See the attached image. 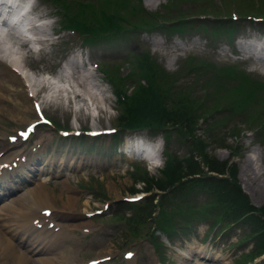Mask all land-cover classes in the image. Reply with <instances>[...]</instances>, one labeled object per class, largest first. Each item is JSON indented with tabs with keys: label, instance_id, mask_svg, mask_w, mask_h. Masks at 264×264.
Instances as JSON below:
<instances>
[{
	"label": "rangeland",
	"instance_id": "obj_1",
	"mask_svg": "<svg viewBox=\"0 0 264 264\" xmlns=\"http://www.w3.org/2000/svg\"><path fill=\"white\" fill-rule=\"evenodd\" d=\"M129 1H133V4L131 5ZM30 2L41 15V19H35L41 22L38 29V32H41L38 35L41 34L40 37L45 35L48 42L44 43V49L47 47L44 57L30 59L28 64L24 61L29 69H22L25 74L15 69L20 82L17 89L21 88L19 92L22 95L36 102L39 112L42 111L51 122L56 121L59 125L56 129H80L81 136L62 138L52 126L35 125L36 130L27 141L9 143L10 149L0 151V160L10 162L16 158L25 159L30 151L33 153L35 148L44 146L41 155H38L39 159L34 160L33 166H38L42 157H47L51 164L57 160L62 163L60 169L58 168L54 174H49L42 183L21 180L22 188L4 194L9 193L7 199L12 200L16 211L22 207L25 211L34 207L32 199L26 198L24 191L33 192L37 189L49 199V204L53 207L49 208L51 213L47 214L45 223L49 227L61 226L69 229V237L65 238L67 240L52 244L53 255L56 258L51 256L49 259L58 261L61 254L71 257L72 260L57 264H85L91 259H102L98 264H130L131 259L124 257L125 251H130L133 253L132 264H264L263 255L247 259L254 248L252 240L242 239L245 234L252 232L253 227L248 221L239 220L234 223L230 221L231 226L226 228L227 226L222 227L221 222L210 225L206 220H192L183 228L175 227L169 235H163L156 229L154 219L157 207L152 209V206L162 192L157 189L142 191V183L139 181L132 185L130 172L135 168L145 169L144 164L137 158L122 156L118 149L113 148L110 142L113 133L109 135V128L116 127L113 123L114 96L108 81L99 69L104 63L107 68L120 71V75L126 74L132 68L134 56L146 54L164 72L176 75L178 73L179 84L195 85L190 90L198 97H201L204 88L205 94L210 93L208 86H203L208 78L204 62L214 66L234 67L233 64H236L238 66L236 68L256 76L260 81L264 80V57L249 59L247 57L249 52L238 50L234 44V39L238 36L244 39L256 37L255 39L264 41L262 34L264 22L259 25L252 24L239 12L244 8L248 11L244 15H254L264 20V0H188V3H182V0H127L125 8L129 12L123 16V24L139 27L97 42L76 36L70 30L60 29L59 13L57 14L59 10L50 0ZM193 2L204 11L194 8ZM207 5L211 8L207 9ZM137 6L142 8L141 13H135ZM186 11H190V14H212L208 20L213 22H216L218 15L223 18L230 16L232 20L235 15V20L230 19L225 24L238 27L237 31L228 39L226 34H216L207 27L201 28L200 25L190 24L187 20L185 30H182L181 25L178 26L180 33L161 29L162 26L167 28L166 25L170 22L184 20L182 17L187 15L184 14ZM227 11L231 14L227 15ZM199 18L201 20L206 16ZM2 27L6 28L3 25ZM187 27L190 31H186ZM215 27L220 26L215 24ZM23 33L26 34L27 31ZM19 37L21 41L25 39L18 36L14 40L15 43L14 41L10 43L5 38L0 39L3 41L0 47L10 43L9 45L17 48V44L21 42L18 41ZM76 53H80V57L74 56ZM70 56L74 61L76 59L77 66L73 70L83 78H80L82 81L75 79V73L70 74L73 70L65 66V61ZM188 57L194 62L196 69L185 73L182 66L188 70L190 67ZM63 67L66 71L62 73L64 75L61 80L56 81L55 78L56 83L51 87L54 88L52 92L49 90L38 95L33 93L37 82L32 87L28 76L32 75L35 80L40 76L50 82L54 75L61 73ZM36 74L39 76H35ZM229 81L231 77L228 78L227 85L234 83ZM219 94L227 93L222 91ZM0 102V142L5 143L6 135L13 134L16 129H21L27 121H32L36 117L30 107L22 108L27 119L23 122L14 112L16 107L20 109V104H14L7 98L0 99ZM244 112L224 111L222 116L214 115L212 123L220 117L222 124L218 132L209 136L205 134V122L198 120V129L194 135L205 142L204 151L207 155L218 162L227 160L235 165L236 181L246 195L248 203L260 207L264 204V138L257 132L256 125L250 126L249 122L245 121ZM99 129L103 130V133H98L99 136L91 135L93 130ZM158 137L162 138L160 134ZM122 138H125V141L131 139L136 143L140 142L144 147H149L155 140V137L146 130L130 132ZM121 143L116 144L120 146ZM168 145L170 154L177 157L189 154L185 144L175 140L174 136L170 137ZM246 157L251 161L252 172L257 175L256 179L252 172L250 177L240 173ZM70 160L72 164L66 166ZM157 170L155 172L147 170L149 172L147 175L157 177L159 176ZM132 188L135 190L131 191ZM135 192L144 197L136 202L124 200ZM190 199L194 200L192 204L198 207L206 199L205 190L197 191ZM1 203L0 201V205ZM15 209L11 212H16ZM96 210L101 212L95 214ZM142 218L143 223L140 222ZM151 240L156 244V249L152 246ZM29 258L28 264H37L32 257ZM14 263L11 255L7 257L0 254V264Z\"/></svg>",
	"mask_w": 264,
	"mask_h": 264
},
{
	"label": "trees",
	"instance_id": "obj_2",
	"mask_svg": "<svg viewBox=\"0 0 264 264\" xmlns=\"http://www.w3.org/2000/svg\"><path fill=\"white\" fill-rule=\"evenodd\" d=\"M50 1L59 10L57 12L59 27L70 30L77 36L86 37L90 41L108 39L123 31L139 27L123 24L122 18L129 12L125 8L127 0ZM184 2L188 3V0H182V3ZM129 3L132 5L133 1ZM193 6L204 11L194 2ZM206 8L210 9L211 6L207 5ZM243 10L239 11L241 15L248 12L244 8ZM141 12L142 8L137 6L135 13ZM181 26L187 24L182 23ZM230 30H234V27L222 24L217 33L228 36ZM187 61L190 64L188 70L182 66L185 73L196 69L191 58L188 57ZM132 62L130 71L122 75L116 69L107 68L104 63L99 69L108 81L114 96L116 110L114 125L117 131L113 140H116L124 129H145L154 134L162 133L165 143L163 150L165 164L162 169H158L159 176H148L147 172L140 168L130 172L132 185L139 181L142 183L141 190L157 189L162 192L152 206V209L157 207L154 219L156 229L163 235H169L175 227L183 228L192 220H206L210 225L221 222L222 227L227 226L226 228L231 226L230 221L232 223L239 220L248 221L253 229L242 239L252 240L254 248L247 259L263 254L264 204L254 207L248 203L246 195L236 181L235 165L227 160L218 162L207 155L204 151L205 142L196 137L194 132L198 129V120H201L205 122L206 136L212 135L219 131L222 124L220 117L212 123L214 115L222 116L224 111L230 113L245 111L243 114L245 121L249 122L250 126L256 125L257 132L264 138V82L236 67L214 66L204 62L208 78L203 86H208L210 93L205 94L204 88L201 97H198L190 90L195 85L179 84L178 73L176 75L164 72L148 55H135ZM230 77L237 80L227 85ZM222 91L227 94H219ZM55 124L58 125L56 122ZM171 136L185 144L189 152L187 156L177 157L169 153L171 150L168 143ZM208 172L215 175H207ZM199 190H205L206 199L196 207L192 204L194 200L190 198ZM140 222L143 223L144 219L142 218ZM151 244L156 249L153 241Z\"/></svg>",
	"mask_w": 264,
	"mask_h": 264
},
{
	"label": "bare ground",
	"instance_id": "obj_3",
	"mask_svg": "<svg viewBox=\"0 0 264 264\" xmlns=\"http://www.w3.org/2000/svg\"><path fill=\"white\" fill-rule=\"evenodd\" d=\"M16 1L21 2L25 0H16ZM10 5L11 4L8 3L1 5L0 7L9 8ZM242 11L244 10L242 9ZM29 14H31V17L33 19H41L40 11H38V9L36 10L34 5L31 6V9L29 10ZM192 17L196 18L197 20H200L199 18L200 16L199 17L192 16ZM211 17L212 16H209V18ZM216 17H218V19H215L216 22H228L231 19L230 16H227L229 18L227 17L223 18L221 15H218ZM40 27H41L40 25H31L29 31L34 36V38L30 39L29 41H27L26 39H22L21 41V38L19 37L18 41L21 42L17 44L18 45L17 48L12 45H9L15 40V38H18L17 34L14 35L11 33H6L4 36V34L0 33V39L5 38L10 42V43L8 42L9 44H3L2 47H0V99L3 100V98H7V100L9 99L14 104H20L21 105L20 109L16 107L14 108V112H15V116L18 115L20 119L23 120V122H26L27 119L23 114L22 108L25 107L31 108L32 101H30L28 97L22 95L21 92H19L21 88H19V90L17 89L18 86H20L19 85L20 82H18L19 79L15 73V69L19 70L20 72H23L22 69H27L26 65L24 64V61L27 63L29 62L30 59L32 60H36L38 58L40 59L41 57H44V55L46 54L47 47L44 49V43L48 42V38H46L45 35L44 37H40L41 34L38 35V33L41 32V31L38 32V29H40ZM262 33L264 34V30H262ZM194 42L195 41H193V43ZM1 43H3V41H0V45ZM237 46H238V50H242V51L247 50L249 52L247 54V57L249 59L251 58L255 60L258 57L259 58L264 57V41L257 40L256 42H252L250 40H247L245 42H239ZM13 47L15 48V50L12 49ZM75 55H77V53L74 54V56ZM72 58L70 59V57H67L65 66L73 70L77 66V63L75 62L76 59L74 61V59ZM260 64L261 63H259V65ZM64 71L66 70L63 67L60 71L61 73L54 75L55 77L53 78H56V81L61 80L62 79L61 77L64 75L62 74ZM243 72L245 74L252 75L245 71ZM73 73H75V70H73L70 74ZM35 76H39V75L36 74ZM75 76H74L75 79L82 81L83 78L79 77L77 73H75ZM71 77L73 76L71 75ZM236 80L237 78L231 77V81H233L234 83L236 82ZM29 81L32 87L34 86V83L37 82L36 87H34L33 89V93L35 95H38L40 92H45L49 90L52 92L54 88L51 89V87L55 86L56 83L53 81L48 82L47 80L40 78V76L38 77V79L35 80V77H33L32 75L29 77ZM231 81L229 82L231 83ZM28 122L29 121H27L26 123ZM8 144H9L8 142L5 143L0 142V151L10 149L11 146H8ZM42 151H43V147H40L39 149H35L33 153H31L30 151L29 154H26L27 158H25L24 161H20L19 159H17L18 161L15 168H12L10 171L5 170V173L0 175V201L2 202L0 205V254L6 255L7 257L11 255L15 260L14 264H28V262H30L29 256L32 257L31 259L37 262V264H57L61 262L64 263L67 260H72L71 257L63 256L60 253H59L60 259L58 261H53L52 259H49V257L54 256L52 244L54 242H62L63 239L68 238L69 229H65L64 227L61 226L50 228L48 225H46L44 221V219L47 218L46 212L48 211L49 208L53 206L49 204V199L47 197L45 198V195L42 192L37 191V189H35L33 192L24 191L26 198H29L30 200L32 199L31 201L32 204L34 205L32 209L26 211L23 209V207L20 208V210L16 211V209L13 208L14 203L12 202V200L7 199L10 190L16 191L17 189L23 187L21 180H25V182L36 181V183L40 184L42 183L43 179H47L49 174H54V172H57L58 168L60 169L62 163H59L60 162L59 160H57L56 163L51 164L47 158H43V157L40 158L41 161L38 162L37 164L38 166H33L32 164H34V160L38 158V155H41ZM2 162H6V160H0V163ZM70 164H72V162L67 161L66 166H69ZM30 165L32 166L30 167ZM252 168L253 167L251 161H248V157H246L243 162V167L240 173L242 172L244 176L250 177ZM252 174H254V178L256 179L257 176L256 173L253 171ZM4 175H6V177H4ZM238 176L241 177L240 174H238ZM250 187L253 189L251 185ZM6 192L9 193L4 195ZM19 206H21V204H19ZM36 208L37 210H34ZM13 209H15L14 211L16 212H11V210ZM6 212H11V213H6ZM22 247L23 249L21 250ZM57 252L58 250L56 251V253ZM25 253H28L29 256L26 255ZM42 253H46V254L42 255ZM53 258L56 257L54 256ZM130 259L131 262L129 260V263L132 264L133 255H130Z\"/></svg>",
	"mask_w": 264,
	"mask_h": 264
},
{
	"label": "clouds",
	"instance_id": "obj_4",
	"mask_svg": "<svg viewBox=\"0 0 264 264\" xmlns=\"http://www.w3.org/2000/svg\"><path fill=\"white\" fill-rule=\"evenodd\" d=\"M163 147L164 142L162 138L157 137L154 140L153 145L136 158L139 159L149 171L155 172L157 169H162L165 164Z\"/></svg>",
	"mask_w": 264,
	"mask_h": 264
},
{
	"label": "snow or ice",
	"instance_id": "obj_5",
	"mask_svg": "<svg viewBox=\"0 0 264 264\" xmlns=\"http://www.w3.org/2000/svg\"><path fill=\"white\" fill-rule=\"evenodd\" d=\"M114 131V130H113ZM65 135H67V133H65ZM91 135H98V133H91ZM135 199H140V197H136ZM129 255H131V254H129Z\"/></svg>",
	"mask_w": 264,
	"mask_h": 264
}]
</instances>
